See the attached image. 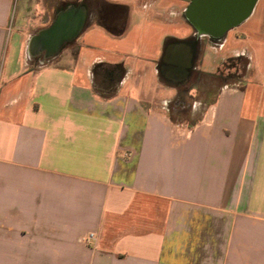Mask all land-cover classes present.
Instances as JSON below:
<instances>
[{"label": "crops", "instance_id": "1", "mask_svg": "<svg viewBox=\"0 0 264 264\" xmlns=\"http://www.w3.org/2000/svg\"><path fill=\"white\" fill-rule=\"evenodd\" d=\"M83 1L0 0V264H264V0H103L119 37ZM70 7L77 36L31 52ZM238 57L237 82L177 98Z\"/></svg>", "mask_w": 264, "mask_h": 264}, {"label": "water", "instance_id": "2", "mask_svg": "<svg viewBox=\"0 0 264 264\" xmlns=\"http://www.w3.org/2000/svg\"><path fill=\"white\" fill-rule=\"evenodd\" d=\"M255 0H208L207 5L209 11H215V14L221 16L223 14L231 15L238 14L239 18L245 19ZM242 5V10L236 12V10H229L228 12L220 8L228 6ZM227 12V13H226ZM84 9L82 7L73 8L60 12L53 23L47 28L40 31L37 35L33 36L29 42V50L31 52H40L43 49L46 50L48 56L54 55L65 43L72 41L84 24ZM190 58L184 59V63H181L179 69L184 72L185 68L189 66Z\"/></svg>", "mask_w": 264, "mask_h": 264}, {"label": "trees", "instance_id": "3", "mask_svg": "<svg viewBox=\"0 0 264 264\" xmlns=\"http://www.w3.org/2000/svg\"><path fill=\"white\" fill-rule=\"evenodd\" d=\"M80 5L87 7L89 5L88 0H84L82 3H80ZM94 7L96 14V24L101 28H103L108 34L112 36L115 37L121 36L124 32L125 20L127 16V8L121 5L109 4L103 0H95ZM167 43L168 41L165 42V44ZM238 58L240 60H243L240 57ZM244 64L245 63L243 62L242 67L244 66ZM159 65H162V63L160 62ZM98 70L102 71V76L105 82L111 85L114 84L116 78L120 80L125 72V69L121 64L95 65L93 68V72L96 73V71ZM208 77L214 78L215 75L214 74L208 75ZM218 78L220 77L218 76ZM110 87L112 86H107V87L105 85L96 86L95 91L103 95V97H109L114 93L113 87L112 90L110 89ZM105 88H107L110 93H105L104 92Z\"/></svg>", "mask_w": 264, "mask_h": 264}, {"label": "rangeland", "instance_id": "4", "mask_svg": "<svg viewBox=\"0 0 264 264\" xmlns=\"http://www.w3.org/2000/svg\"><path fill=\"white\" fill-rule=\"evenodd\" d=\"M243 60L239 58L226 59L215 73L214 78L199 77L197 89L194 91L181 90L177 94L180 101H191L194 99L210 100L214 97L216 89L225 83L237 82L240 78V70L243 65ZM218 76L220 78H218ZM219 84V85H218ZM190 93V94H189Z\"/></svg>", "mask_w": 264, "mask_h": 264}, {"label": "built area", "instance_id": "5", "mask_svg": "<svg viewBox=\"0 0 264 264\" xmlns=\"http://www.w3.org/2000/svg\"><path fill=\"white\" fill-rule=\"evenodd\" d=\"M92 236H93V235H92L91 233H89L88 235H86L85 237H83V238L81 239V241L84 242V243H88L89 240H91Z\"/></svg>", "mask_w": 264, "mask_h": 264}]
</instances>
